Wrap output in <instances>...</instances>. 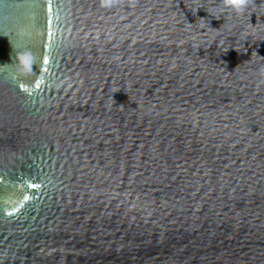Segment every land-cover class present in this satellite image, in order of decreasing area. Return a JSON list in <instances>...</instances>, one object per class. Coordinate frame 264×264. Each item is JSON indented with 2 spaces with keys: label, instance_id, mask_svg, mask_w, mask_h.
I'll return each mask as SVG.
<instances>
[{
  "label": "water",
  "instance_id": "95a60500",
  "mask_svg": "<svg viewBox=\"0 0 264 264\" xmlns=\"http://www.w3.org/2000/svg\"><path fill=\"white\" fill-rule=\"evenodd\" d=\"M129 2L0 0V264H264V0Z\"/></svg>",
  "mask_w": 264,
  "mask_h": 264
},
{
  "label": "clouds",
  "instance_id": "9594fccd",
  "mask_svg": "<svg viewBox=\"0 0 264 264\" xmlns=\"http://www.w3.org/2000/svg\"><path fill=\"white\" fill-rule=\"evenodd\" d=\"M120 0H101V6L106 8H112L116 6ZM136 3V0H130L129 6L132 7ZM222 3L226 9L235 15L243 14L249 7L250 0H222ZM17 66L19 69H23V59L20 55L16 58Z\"/></svg>",
  "mask_w": 264,
  "mask_h": 264
}]
</instances>
